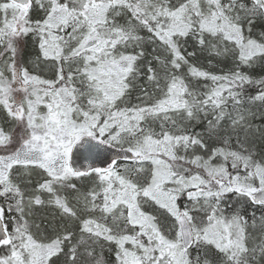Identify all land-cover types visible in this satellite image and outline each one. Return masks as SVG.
<instances>
[{
    "label": "snow or ice",
    "instance_id": "1",
    "mask_svg": "<svg viewBox=\"0 0 264 264\" xmlns=\"http://www.w3.org/2000/svg\"><path fill=\"white\" fill-rule=\"evenodd\" d=\"M0 264H264V0H0Z\"/></svg>",
    "mask_w": 264,
    "mask_h": 264
}]
</instances>
